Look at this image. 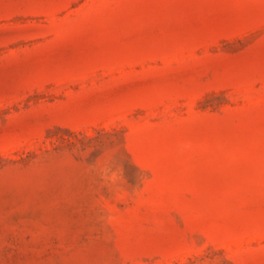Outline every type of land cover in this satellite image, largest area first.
<instances>
[{
	"label": "rangeland",
	"instance_id": "1",
	"mask_svg": "<svg viewBox=\"0 0 264 264\" xmlns=\"http://www.w3.org/2000/svg\"><path fill=\"white\" fill-rule=\"evenodd\" d=\"M0 264H264V0H0Z\"/></svg>",
	"mask_w": 264,
	"mask_h": 264
}]
</instances>
